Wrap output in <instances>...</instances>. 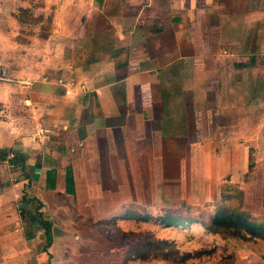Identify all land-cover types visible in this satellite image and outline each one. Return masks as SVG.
I'll return each instance as SVG.
<instances>
[{
	"label": "crops",
	"instance_id": "obj_1",
	"mask_svg": "<svg viewBox=\"0 0 264 264\" xmlns=\"http://www.w3.org/2000/svg\"><path fill=\"white\" fill-rule=\"evenodd\" d=\"M37 1L0 28V264H103L105 223L225 182L264 222V0Z\"/></svg>",
	"mask_w": 264,
	"mask_h": 264
},
{
	"label": "rangeland",
	"instance_id": "obj_2",
	"mask_svg": "<svg viewBox=\"0 0 264 264\" xmlns=\"http://www.w3.org/2000/svg\"><path fill=\"white\" fill-rule=\"evenodd\" d=\"M6 1L0 0V14L8 11L9 6L13 7L15 19L13 17L7 18L6 21L0 22V28H6L9 32L23 29L26 33L27 29L33 28L35 31L39 28L38 15L41 13L39 8V1L30 0L26 8H22V1L14 2L15 4L7 5ZM26 9V10H25ZM44 20L40 27L43 32L48 30L53 22V10L45 8ZM44 22V23H43ZM32 32V29L30 30ZM32 35V34H31ZM1 37L4 41L5 34ZM20 38V37H19ZM29 42H32L31 48H35V38L30 37ZM22 39V38H21ZM18 44H23L22 41L17 40ZM4 43V42H3ZM18 47V55L21 50ZM32 60H37L38 54L35 51L31 52ZM254 151H256L254 149ZM251 155L253 152H251ZM255 155L252 156V159ZM249 167L252 168L251 163ZM254 163V162H253ZM237 189V188H236ZM235 186L225 182L221 187V197L217 203L198 204L201 198L198 196H190L192 204L184 197L175 195L167 204V208L158 209V211L141 210L139 213L148 214L149 220L137 221H117L115 224H104L103 227L97 229L100 244L97 248L102 247L104 252L109 255V260H104L103 264H246L252 262V253H246V248L261 254L264 252V238L252 236L245 231L241 234L234 232L232 229L225 231V234L217 236L205 234L202 230L195 228V226L188 227L184 224L182 227L169 228L163 227L158 220V216L171 211L183 217H192L201 219L204 218L209 221L216 214H223L224 212L231 213L240 210L238 205V194ZM196 191V190H195ZM177 194V189L175 188ZM92 235V234H91ZM164 241H167L164 243ZM146 244L150 246L147 248L149 253L148 259H142L138 255L135 256L134 249H142ZM170 254L171 258L179 259L181 262L172 263L171 259L166 260L163 254ZM173 256V257H172Z\"/></svg>",
	"mask_w": 264,
	"mask_h": 264
},
{
	"label": "trees",
	"instance_id": "obj_3",
	"mask_svg": "<svg viewBox=\"0 0 264 264\" xmlns=\"http://www.w3.org/2000/svg\"><path fill=\"white\" fill-rule=\"evenodd\" d=\"M121 220L127 221V220H137V221H147L149 220L148 214H141L139 212L135 211H128L123 217L120 218ZM118 219H113L110 224L117 223ZM159 223L163 227H169V228H176V227H182L187 225L188 227L195 226V228L202 230L205 234L210 235H223L225 234V231H228V229L234 230V232L241 234V231H245L246 233H249L252 236H258L261 238H264V222L256 221L255 219H252L250 215L243 211L238 210L235 212L227 213L224 212L223 214H216L213 216V218L209 221H206L204 218L197 219L192 217H183L177 213H173L171 211H168L164 213L163 215L158 216ZM45 233L48 232V227L44 226ZM167 241H164V243ZM150 245L146 244L145 247H142V249H134L132 252H135V256H139L142 259H148L149 253L148 247ZM164 258L166 260L171 259L172 263H178L181 262L179 259L171 258L170 254H163ZM173 257V256H172Z\"/></svg>",
	"mask_w": 264,
	"mask_h": 264
}]
</instances>
